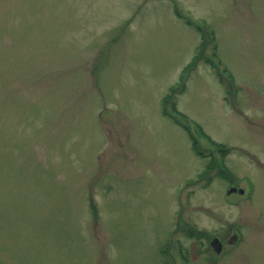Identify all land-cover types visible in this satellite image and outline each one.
I'll return each instance as SVG.
<instances>
[{
  "label": "rangeland",
  "instance_id": "obj_1",
  "mask_svg": "<svg viewBox=\"0 0 264 264\" xmlns=\"http://www.w3.org/2000/svg\"><path fill=\"white\" fill-rule=\"evenodd\" d=\"M0 264H264V0H0Z\"/></svg>",
  "mask_w": 264,
  "mask_h": 264
},
{
  "label": "trees",
  "instance_id": "obj_2",
  "mask_svg": "<svg viewBox=\"0 0 264 264\" xmlns=\"http://www.w3.org/2000/svg\"><path fill=\"white\" fill-rule=\"evenodd\" d=\"M197 28H198L199 32L201 33V35H202L201 42H200L199 46H200V47H203V46L206 45V40H205V38H204V35H203V32H202L201 27H197ZM213 34H214V33H213ZM214 38H215V36H214ZM215 50H216V45L214 44V52H213V55H217V52H216ZM196 56H197V55H195V56L193 57L192 61L187 65L186 68H190V66H193V65L195 64L196 61L200 60V59H199L198 57H196ZM200 58H201V57H200ZM174 105H175V104H174ZM184 126H185V128L188 130V128H187V126H186L185 124H184ZM188 133H189V135H190V137H191V139H192V143H193L194 148L198 149V148H197V145H198V144H197L196 139L193 137V135L191 134L190 131H189ZM216 145L219 146L220 144L217 143ZM223 151H225V149H224Z\"/></svg>",
  "mask_w": 264,
  "mask_h": 264
},
{
  "label": "water",
  "instance_id": "obj_3",
  "mask_svg": "<svg viewBox=\"0 0 264 264\" xmlns=\"http://www.w3.org/2000/svg\"><path fill=\"white\" fill-rule=\"evenodd\" d=\"M234 190H236L235 187H233L232 189H230L229 192H232V191H234ZM240 191L242 192L243 189H240ZM211 243H212V245L214 246V248H215L217 251H220V250H221V248H222V244H221V241H220L217 237H215V238L212 240Z\"/></svg>",
  "mask_w": 264,
  "mask_h": 264
}]
</instances>
